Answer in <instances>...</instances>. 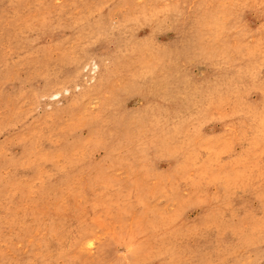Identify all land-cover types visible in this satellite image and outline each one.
<instances>
[{
  "label": "rangeland",
  "instance_id": "rangeland-1",
  "mask_svg": "<svg viewBox=\"0 0 264 264\" xmlns=\"http://www.w3.org/2000/svg\"><path fill=\"white\" fill-rule=\"evenodd\" d=\"M0 264H264V0H0Z\"/></svg>",
  "mask_w": 264,
  "mask_h": 264
}]
</instances>
